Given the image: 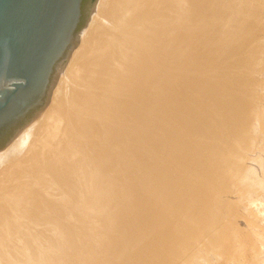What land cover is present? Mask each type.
I'll return each instance as SVG.
<instances>
[{"label":"rangeland","instance_id":"obj_1","mask_svg":"<svg viewBox=\"0 0 264 264\" xmlns=\"http://www.w3.org/2000/svg\"><path fill=\"white\" fill-rule=\"evenodd\" d=\"M186 7L146 121L135 105L130 138L103 139L108 200L65 199L79 245L51 237L52 264H264V0Z\"/></svg>","mask_w":264,"mask_h":264},{"label":"bare ground","instance_id":"obj_2","mask_svg":"<svg viewBox=\"0 0 264 264\" xmlns=\"http://www.w3.org/2000/svg\"><path fill=\"white\" fill-rule=\"evenodd\" d=\"M191 4L96 0L78 47L57 68L49 104L0 151V264H52L43 250L56 247L51 237L58 234L76 250L68 225L75 216L64 201L108 200L111 190L102 186L103 178L112 180L113 143L105 146L103 139L118 131L130 138L135 105L139 122L146 121L143 109L158 100L162 66L175 62ZM119 118L118 130L111 123Z\"/></svg>","mask_w":264,"mask_h":264},{"label":"water","instance_id":"obj_3","mask_svg":"<svg viewBox=\"0 0 264 264\" xmlns=\"http://www.w3.org/2000/svg\"><path fill=\"white\" fill-rule=\"evenodd\" d=\"M96 0H0V150L49 104Z\"/></svg>","mask_w":264,"mask_h":264}]
</instances>
